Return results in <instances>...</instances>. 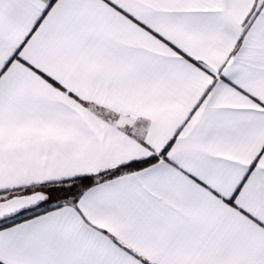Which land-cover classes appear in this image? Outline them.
I'll return each mask as SVG.
<instances>
[{
    "label": "snow or ice",
    "instance_id": "1",
    "mask_svg": "<svg viewBox=\"0 0 264 264\" xmlns=\"http://www.w3.org/2000/svg\"><path fill=\"white\" fill-rule=\"evenodd\" d=\"M0 264H264V0H0Z\"/></svg>",
    "mask_w": 264,
    "mask_h": 264
}]
</instances>
